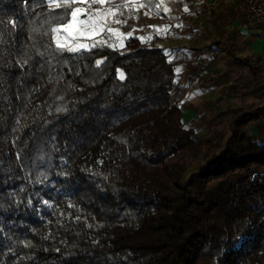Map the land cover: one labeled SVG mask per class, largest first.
<instances>
[{
    "label": "trees",
    "instance_id": "16d2710c",
    "mask_svg": "<svg viewBox=\"0 0 264 264\" xmlns=\"http://www.w3.org/2000/svg\"><path fill=\"white\" fill-rule=\"evenodd\" d=\"M59 2L0 0V264H264V105L204 140L165 48L61 51Z\"/></svg>",
    "mask_w": 264,
    "mask_h": 264
},
{
    "label": "crops",
    "instance_id": "0c3cea01",
    "mask_svg": "<svg viewBox=\"0 0 264 264\" xmlns=\"http://www.w3.org/2000/svg\"><path fill=\"white\" fill-rule=\"evenodd\" d=\"M70 3L71 9L82 12L77 13L71 28V16L58 28L55 41L66 47L86 46L81 50L96 44L123 50L131 40L151 48H165L174 65L175 86L180 89L181 120L204 140L210 137L215 122L223 121L226 112L264 105V84H256L245 74L244 85L235 88L231 66L234 59L248 57L250 66L264 71V26L242 29L239 17L231 8H224L222 0ZM86 16L91 21L82 24Z\"/></svg>",
    "mask_w": 264,
    "mask_h": 264
},
{
    "label": "built area",
    "instance_id": "2783aa9c",
    "mask_svg": "<svg viewBox=\"0 0 264 264\" xmlns=\"http://www.w3.org/2000/svg\"><path fill=\"white\" fill-rule=\"evenodd\" d=\"M222 6L233 10L244 30L264 26V0H222ZM177 17L183 16L178 14Z\"/></svg>",
    "mask_w": 264,
    "mask_h": 264
},
{
    "label": "rangeland",
    "instance_id": "374dc122",
    "mask_svg": "<svg viewBox=\"0 0 264 264\" xmlns=\"http://www.w3.org/2000/svg\"><path fill=\"white\" fill-rule=\"evenodd\" d=\"M224 122H226V121L220 122V128H223L225 126L226 123H224ZM250 131H251V137L253 138V140L255 142H258V143L264 142V119H260L257 123L251 125ZM226 133L228 135H230L229 131H227ZM224 142H225V140H224ZM224 142H223V144H224ZM219 153H220L219 149L213 151V153H211V155L203 162V165L207 166L208 164H210L217 157V155H219ZM192 173H193V169L188 168L186 171V178H188L190 176V174H192Z\"/></svg>",
    "mask_w": 264,
    "mask_h": 264
},
{
    "label": "snow or ice",
    "instance_id": "6c2138e0",
    "mask_svg": "<svg viewBox=\"0 0 264 264\" xmlns=\"http://www.w3.org/2000/svg\"><path fill=\"white\" fill-rule=\"evenodd\" d=\"M70 2V0H64V3L65 4H68ZM101 3H103V0H100ZM48 3H49V6H55V8L59 9L61 7V4L59 2V0H48ZM185 11H187V9H185ZM82 10L79 9V8H76V9H70L69 10V13L71 18H72V22L73 23H70L68 25L69 28H71L73 26V24L75 23V21L77 20V13H81ZM91 21V17L90 16H86L85 20L84 21H81V23H86V22H90ZM62 22V21H61ZM52 31H57V29L53 28ZM56 47L57 49L61 50V51H68V52H72V53H75V52H78L81 50V48H84L86 46L84 45H78V46H72V47H66L65 45L61 44L59 41H57L56 43ZM123 78V77H121ZM29 203H31V201H29ZM45 203H47V201H45Z\"/></svg>",
    "mask_w": 264,
    "mask_h": 264
}]
</instances>
